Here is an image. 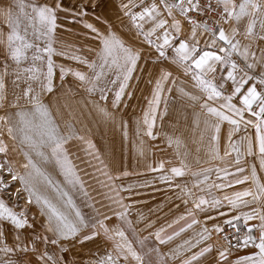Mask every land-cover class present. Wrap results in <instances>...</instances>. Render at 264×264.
Here are the masks:
<instances>
[{
    "label": "snow or ice",
    "instance_id": "obj_1",
    "mask_svg": "<svg viewBox=\"0 0 264 264\" xmlns=\"http://www.w3.org/2000/svg\"><path fill=\"white\" fill-rule=\"evenodd\" d=\"M119 8L148 48L126 43L111 26L102 31L93 23L81 21L97 41L95 47L88 48L95 53L92 59L69 54L66 48L57 51L54 47L56 31L62 27L58 23L59 13L66 11L62 3L3 0L0 6V55L5 60L0 67V108L4 109L0 115V222H7L16 231L15 240L26 251L28 246L22 243L20 230L31 228L35 233L37 217L30 216L28 206L39 208V216L44 218L40 225L43 235L34 237L32 251L37 250L35 240L53 246V250L45 248L39 254L41 264H77L72 249L86 242L98 246L96 258L86 264H170V261L172 264H264V177L257 175L255 165L246 174L242 160L243 156L258 159L260 171H264V0H122ZM77 15L83 17L87 12H74L68 22L75 23ZM152 49L175 69H160L143 117L136 121L137 136L158 139L154 129L158 116L162 118L160 106L163 101L166 115L165 93L170 95L176 87L179 77H174L173 72L178 71L191 81L192 91H185L183 86L177 91L181 98L201 109L197 114L198 126L202 118L205 131H212L209 159L204 163L223 161L235 153L234 172L228 165L194 171L187 153L180 150L182 141L168 137L169 147L176 146L180 166L166 169L161 161L150 170L161 173L160 181L170 186L175 178L190 174L191 186L186 183L175 187L179 189L178 198H183L185 205L191 201L192 207L185 215L158 229L155 240L158 245H167L194 225L202 221L203 225L194 237L184 239L167 253L156 246L148 247L149 237L141 239L133 227L129 219L133 205L125 203L121 195V192L131 193L133 186L111 183L121 175L128 176L127 171L112 176L106 165L97 168L107 177L102 186L108 188L103 196L109 203L102 207L109 209L110 214L101 213L89 203L88 207L95 212L90 218L77 207L71 192L79 191L86 199L89 193L70 155L73 141L84 142L87 154L93 155L101 165L104 161L84 130L77 128L75 114L62 111V107L68 106H61L58 100L53 105L43 99L44 93L54 92L57 65L53 56L60 55L87 69L59 65L62 82L71 74L89 94L98 92L100 100L105 102L111 92L112 108H119L125 96L132 98L128 89L142 52ZM257 68L261 69L259 73ZM109 74L114 78H109ZM96 107L103 119L116 121L115 112L103 105ZM225 122L230 127L221 156V126ZM120 123L127 138V123ZM242 127L245 135L234 142L233 137ZM250 128L254 132L248 135ZM138 151L144 155L143 140ZM15 154L22 156L23 162L14 159ZM195 163L200 165L201 160L196 159ZM44 165L59 170L63 186ZM213 172L219 182L211 181ZM6 175L21 185L16 189L14 205L5 200L13 195ZM236 185L249 186L236 190ZM226 188L233 191H224ZM214 189L222 195H216ZM22 191L27 193L23 207L19 204ZM198 213L202 218H198ZM113 217L117 223H108ZM143 219L141 215L140 220ZM209 221L216 222L209 226ZM176 225L180 226L176 228ZM152 227L150 222L142 230ZM227 230L234 231L229 235ZM213 234L224 243L212 242ZM242 249H249L251 254L240 255L233 261V252ZM0 252L6 257L0 264H16L10 258L13 248L6 243L3 232H0ZM65 253L73 258L66 259Z\"/></svg>",
    "mask_w": 264,
    "mask_h": 264
},
{
    "label": "rangeland",
    "instance_id": "obj_2",
    "mask_svg": "<svg viewBox=\"0 0 264 264\" xmlns=\"http://www.w3.org/2000/svg\"><path fill=\"white\" fill-rule=\"evenodd\" d=\"M36 3H48L51 5L54 2L62 3L63 7L66 9L64 12H60L59 16L61 19L58 21L62 27L58 28L56 31L55 43L54 47L57 51L66 48L69 54H77L86 57H90L95 59V53L89 52L88 48L90 46L95 47L97 41L93 40L91 37V33H89L88 29L83 27V22L93 23L100 22L104 25V29L111 26V30L119 34L126 43L138 46L142 49H145L143 42L137 38L136 43H132V38L123 35L120 32V28L117 27V24L122 25L123 22L120 21L118 16L109 15V11L112 9L109 7L107 1L99 0L98 2L94 0V3H90L91 1H82L81 0H35ZM84 3V4H82ZM0 6H3V0H0ZM80 11L87 12L86 16L75 17V23H69V19H72V14L74 12L78 13ZM102 11H104V16L102 15ZM98 14V15H97ZM113 21L116 23L115 27L112 25ZM114 27V28H113ZM102 30V31H103ZM76 49H79V52H76ZM54 63L57 65L55 69L54 76V92L53 93H44L43 99L45 102L51 101L53 105H55L58 100L60 105H67L68 107H62V111L66 114L71 111L75 114L76 117V126L77 128H81L84 130L87 139L95 145V152L99 154L100 159L104 161V165H101L99 161L94 159L93 155H89L86 152L87 145L81 141H73L72 147L70 150V155L72 157V161L76 166V169L82 178L85 188L89 193V198L86 199L81 192L72 191L71 195L74 198V201L81 209V211L88 217H92L95 215L94 209L88 207V204L91 203L95 206L96 209H99L101 213L109 212V209L102 207V204H108L109 202L104 199L103 194L108 191L107 187L102 186V182H107V177L103 175L100 171H97V168H103L105 165L106 171L115 176V173L127 171V167L134 163L137 166L144 163L142 159L144 158L145 152H151L152 150L149 148V145H144V155H140L138 151V145L140 141L143 139L142 134L137 136L136 134V121L138 119H142L143 112L147 108V101L151 98V92L154 89V82L157 79L156 74L159 73L160 69L164 68L160 65L158 60L155 58V55L151 54L149 51L142 52V57L140 62L138 63L137 71L134 73V79L130 81V88L128 91L132 92V98L128 99L125 96L124 100L121 102L119 108H112V100L113 93L108 94L107 102L100 100V94L93 93L89 94L83 87L79 85V82L71 75H67L62 82L59 79V65H64L66 68L73 69H81L87 71L83 65L77 64L74 60L65 59L63 56L54 55L53 56ZM150 61L157 63H149ZM5 60L2 55H0V67L3 66ZM172 69H175L171 67ZM46 71V67L44 68ZM145 73H152V79H147V76L144 78ZM173 73H177L179 79H181L184 83L185 91L187 88L191 89V81L185 78L180 72L174 71ZM175 77V76H174ZM109 78L112 77L109 74ZM169 87V85H167ZM11 81L9 80V98H11ZM174 95H165V99L167 103L175 98ZM177 98H181L180 95ZM96 104L103 105L109 111L115 112L117 114L116 121L112 122L109 120H105L102 118L101 114L98 112ZM127 105V107H125ZM181 105H187L188 111H186V107L180 115V118L183 121H191V107L196 110L197 113L201 112V109L198 106H193L192 102L187 100V98H182ZM164 106L162 101L161 106ZM161 110V108H160ZM4 114V109L0 108V115ZM160 114L162 115L161 111ZM160 116L157 118V122L160 120ZM121 121L127 123V138L124 136V130L121 126ZM200 123H203L202 118L200 119ZM5 139L6 133H5ZM131 140V142H130ZM149 157V154H148ZM14 159L19 162H23V157L19 154H15L13 156ZM91 161V163H89ZM43 167L52 175V178L55 181H58L63 186V177L59 174L58 169H54L52 165H44ZM142 168V167H141ZM129 173L128 176H122L120 179H114L111 183L121 186L127 187L128 185H132L133 189H136L133 194L134 201L142 205V199L144 192H140L139 190L143 187V173L134 172V169L127 171ZM136 176V179L133 177ZM129 177H132V180H129ZM5 179L11 184L9 188V192L13 195L11 198L5 197V200L10 204L14 205L16 203V189L20 188L21 185L19 182H13L10 179V176H5ZM51 194V193H49ZM121 195L124 197L125 203L127 202L128 192H121ZM27 198V193L23 191L20 193L19 204L21 207L25 206ZM134 203V202H133ZM30 216H36L37 219L35 221V233L31 228H25L20 230V235L22 238V243H27L28 249L26 251L21 249V246L15 240L16 231L7 223L0 222V232L4 233V239L9 247L13 248V252L10 254V258L16 262V264H41L39 260V254L47 248L49 251L53 250V246L45 245L40 240H35L36 251H32V242L36 235H43V228L40 227L43 222V217L39 216V208L35 205L28 206ZM112 207H116L113 205ZM20 209H17L19 211ZM142 212V208L139 209ZM110 214V212H109ZM129 219H140V217L129 216ZM108 223H117L115 217H113L112 221ZM139 226V224H134L133 227L135 229ZM137 230L139 237L143 239L142 233ZM214 242V240L212 241ZM148 247H159L153 240L149 238L146 242ZM160 248V247H159ZM98 251V246L92 242H86L83 246L78 245L76 248L72 249V253H75V259L77 264H86V262L90 259H95V253ZM162 252V250H161ZM234 251L233 253H235ZM102 254V250H101ZM66 259H72V255L70 253H65ZM238 258V255H232L231 259L235 261ZM6 259L5 254L0 252V262ZM170 264L172 262L170 261Z\"/></svg>",
    "mask_w": 264,
    "mask_h": 264
},
{
    "label": "crops",
    "instance_id": "obj_3",
    "mask_svg": "<svg viewBox=\"0 0 264 264\" xmlns=\"http://www.w3.org/2000/svg\"><path fill=\"white\" fill-rule=\"evenodd\" d=\"M72 1V0H71ZM80 1V0H79ZM89 1V0H81V2ZM90 3H94V0H90ZM97 2L99 0H96ZM107 1L109 7L112 9V11H109V15L112 14V16H118L120 21L123 22L122 25L117 24V27L120 28V32L123 35H126L129 38H132V43L135 44L137 38H139L143 42V37L136 34V30L134 28H131L128 18L124 17L122 12L120 11L119 5L122 2V0H105ZM123 2H127V0H123ZM84 4V3H82ZM104 11H102V15L104 16ZM98 15V14H97ZM96 27L103 30L104 25L100 22H96L94 24ZM112 25L115 27L116 23L113 21ZM113 27V28H114ZM92 36V35H91ZM137 37V38H136ZM144 48L147 49L148 46L143 43ZM151 54L155 55V58L158 60L160 65L164 68L166 67H173L174 65H170V62L168 60H165L163 58H158V54L155 53V50L152 49L149 51ZM172 53L171 51L168 52V56L171 57ZM149 63H157L156 61ZM257 73L261 71V69H256ZM158 74H156V78L158 79ZM174 76H178L177 73H173ZM147 76V79H152V73H145L144 72V78ZM181 79L177 80L176 87L173 88V91L170 95L176 96L173 98L170 103H167V114L164 115V106L161 108L162 118L157 122L154 129V132L157 134L158 139L156 140H150L146 136H143L142 134V140L144 141V145H149V148L152 150L151 152H145L144 158L142 161L144 163L140 164V166H137L136 163L129 165L127 167V171L134 169V172H141L143 173V187L140 192H144L143 199H142V205L139 203H136L134 201V192L136 189H133L131 193L128 192V200L127 204L133 205V207L130 209V214L133 217H140L141 215L144 217L143 220L140 219H132V223L139 224V226L136 228L139 232L142 233V237H149L151 240L157 244V246L160 247V250H162L163 253H167L169 249L175 247L176 244L182 242L186 238L194 237L195 234L199 231V229L203 225V221L201 224L194 225L192 229H189L187 232L182 233L180 237H177L174 241H172L170 244L167 245H158L157 241L155 240L154 233L162 228L166 227L169 223H172L173 221L177 220L180 216L185 215L188 210L192 207L191 201H189L188 205H185L183 203V198H178L177 193L179 192V189L175 187V185H184L188 184L191 186V181L193 180V177L189 175H185L184 177H177L173 181V184L170 186L169 184L162 183L159 179L161 173L159 172H153L150 170L151 167H155L159 164V162L164 161L166 169H169L173 166H180V157L177 155V149L175 144H173L172 147H169L168 144V137L173 138H179L182 141L181 146V152L187 153V161L192 165L193 170H199L203 167H223L225 165L229 166V170L234 172L235 171V153L232 154L230 157H226L225 160H215L212 161L211 164L204 163L205 160L209 159L208 157V146L211 143L210 137L212 135V131L208 130L205 131V126L203 123L199 122V126L197 124V113L194 108L191 107V114L192 120L191 121H183L180 118V115H182L183 110L187 105H181L182 98H177L179 92L177 89L181 86L184 87V85H181ZM171 85H169L170 87ZM187 90L192 91V88ZM227 92V89H226ZM152 94V92H151ZM165 95H169L167 92ZM229 125L225 122L221 126V139H220V145H219V151L220 155L224 156L225 148L227 146V132L229 130ZM254 132V129L248 130V135H251ZM245 135L243 127L241 128V131L236 133L233 137V141H237L240 139L241 136ZM203 137V138H202ZM131 142V140H130ZM145 148V147H144ZM149 154V157H148ZM196 159L201 160V164L197 165L195 163ZM242 160L245 162L244 167L246 169V174L250 173V170L253 165L256 166L257 169V175L260 177H264V171H260L259 167V160L254 159L253 157H247L243 156ZM170 162V163H169ZM142 167V168H141ZM121 171V170H120ZM115 173L114 175H120L121 172ZM170 174V173H168ZM211 181H217V177L215 172L210 174ZM137 177L134 176L133 179H136ZM231 179V177H229ZM129 180H132V177H129ZM249 185H236V190H242L245 187H248ZM216 195L220 196L222 195V192L218 190H213ZM224 191L232 192L233 189L226 188ZM134 202V203H133ZM142 208V212L139 211V209ZM243 211H249L250 209H242ZM130 216V215H129ZM198 218H202V214H197ZM220 219H224V217H220ZM153 223L152 228H148L147 230H142L145 228V225L148 223ZM216 221H209L208 225L211 226ZM184 222L181 221V224ZM180 225H176L175 227L178 228ZM135 228V227H134ZM169 232H171V229H169ZM195 250V249H194ZM234 255H238V258L240 255L244 254H251L249 249H242L239 251H236L233 253ZM237 258V259H238Z\"/></svg>",
    "mask_w": 264,
    "mask_h": 264
},
{
    "label": "built area",
    "instance_id": "obj_4",
    "mask_svg": "<svg viewBox=\"0 0 264 264\" xmlns=\"http://www.w3.org/2000/svg\"><path fill=\"white\" fill-rule=\"evenodd\" d=\"M234 230H227V234L231 235V233L233 232ZM213 240L214 242H219V243H224L223 240L219 239L218 237H216L215 234H213ZM233 243L235 244V240H233Z\"/></svg>",
    "mask_w": 264,
    "mask_h": 264
}]
</instances>
